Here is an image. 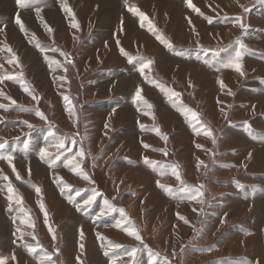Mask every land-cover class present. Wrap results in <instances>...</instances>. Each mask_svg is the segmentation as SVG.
I'll list each match as a JSON object with an SVG mask.
<instances>
[{
	"label": "rangeland",
	"instance_id": "1",
	"mask_svg": "<svg viewBox=\"0 0 264 264\" xmlns=\"http://www.w3.org/2000/svg\"><path fill=\"white\" fill-rule=\"evenodd\" d=\"M192 2L203 15L185 0H127L171 42L170 50L147 30L148 21L141 27L126 0H117L114 7L100 0H67L78 28L63 10L64 0H31L28 8L0 0V48L10 46L19 62L9 64L12 53L0 51V77L13 76L0 82V104L5 106L0 108V143L6 142L0 154L13 157L11 164L0 159V256L15 254L9 264H48L45 254L51 255V264H264V29L256 28L264 20L252 17L260 15L264 0ZM17 14L26 32L15 23ZM117 40L129 55L154 61L145 74L180 93V102L212 130L215 144L203 130L197 134L181 109L136 71ZM53 48L70 53L72 65ZM238 48L243 75L223 67ZM52 58L67 72L50 68ZM25 86L39 99L26 93ZM138 86L152 109L133 102ZM63 95L71 98L75 118ZM37 110L47 119L38 117ZM148 111L155 119L144 115ZM154 127L167 134V141ZM50 128L56 136L68 137L65 146L73 154L83 148L81 166L89 180L65 167L63 156L55 160L63 150L48 136ZM41 148L51 155L41 159ZM144 157L159 164L154 169ZM198 160L203 161L199 167ZM160 165H178L183 182L200 188L203 203L188 199L170 168L161 175ZM157 181L173 191L165 192ZM9 183L15 195L8 192ZM93 189L99 195L84 206ZM105 201L117 211L94 219ZM40 202L48 212L47 225ZM133 225L141 240L125 231ZM24 245L35 247V253ZM133 249L134 255H128Z\"/></svg>",
	"mask_w": 264,
	"mask_h": 264
},
{
	"label": "snow or ice",
	"instance_id": "2",
	"mask_svg": "<svg viewBox=\"0 0 264 264\" xmlns=\"http://www.w3.org/2000/svg\"><path fill=\"white\" fill-rule=\"evenodd\" d=\"M185 3L190 9H192L195 12H197L198 14L203 15V13L200 12V9L197 8V6L192 2V0H185ZM16 4H17L18 7H21V8L32 7L31 0H16ZM126 7H128V11L129 12L133 13L134 15H136V16H138L140 18L141 27L144 26V21H148V30L150 32H153L154 35H156L157 40H159L165 47L169 48L170 50L173 48V45L171 44V42L169 40L165 39L163 35L157 34V30L155 29V25L150 20H148V17L146 16V14L144 12L140 11L138 9V7H136L135 5H132V6L129 7L127 5V0H126ZM34 10H35V12L37 13L38 16H39V14L42 11V9L40 7H38V6L35 7ZM63 10L66 11L69 15L72 16V18H73L72 27L73 28H78L79 25H78V23L75 22V14L73 13L71 7L67 3V0H64ZM248 10H249L248 8L244 7V12H247ZM41 19H42V17H41ZM209 22L211 23V19L209 20ZM15 23L20 26V30L22 32H26V29L24 27V24H23L22 20L20 19L19 14H17V16L15 18ZM45 27L47 28V31L49 33L52 32V29L50 27H48L47 25H45ZM240 27H241V29H246L247 25H245L241 21L240 22ZM0 31H3V28H0ZM32 39L35 40V36L34 35H33ZM236 43L239 44L240 48L244 47V45L242 43H240L239 39L237 40ZM36 46L39 47V44L37 43ZM117 46L120 47L119 40H117ZM0 51H7L9 53H12L11 47L8 46L7 44L3 45V47L0 48ZM42 51H44V50L42 49ZM52 51L53 52H60V50L58 48H53ZM202 51H204L206 54L208 52L207 49H202ZM120 53H121L122 56L127 57L128 62L135 66L136 71H138L141 74V76L144 77L145 80H147L149 83L155 84L158 88H160V90L165 94V96L168 98V100L171 101L178 109H181V114L186 118V121L193 128V130L197 132V134H199V132L201 130H203V134L205 136H207V137H211L213 144H215L216 140H215V137L213 136L212 130L210 128H205L204 127V125L201 123L199 114L195 110L184 106L182 104V102H180L181 94L176 92V91H174L171 88L165 87L164 85H162L159 82L151 79L150 76L145 74V70L146 69H149V71H150V66L154 63L153 60L146 59V58H144L142 56L129 55V53L126 52L123 47H120ZM212 54L213 55H218L217 52H213ZM60 55L66 57L67 65H72L73 60L71 58V54L70 53L60 52ZM240 57H241V52H240V50L238 48L236 50L235 57L233 59L228 60L227 63H224L223 67L235 68L236 71L240 72V74L243 75L244 73L242 71V65L239 63ZM201 58L202 57H200V56L197 57V59H201ZM45 59L49 60L50 58L48 56H45ZM8 63L9 64H11V63H17L18 64L19 63L18 62V57L15 55V53H12L11 59L8 61ZM53 65H55L56 68H63V70L65 72H67V70H68L67 67H65V65L61 64L60 61L55 60L54 58L51 59V63L49 65L50 68ZM0 67H3V65H0ZM21 75H22V73H21ZM5 78L11 80V79H13V76L0 77V82H2L3 79H5ZM59 79L61 81H66L67 77L66 76H61V77H59ZM219 83H220L222 88L226 87L222 80L219 81ZM191 86H192L191 82H189V87H191ZM23 90L26 93H28L29 95H32V93L30 92V90H29V88L27 86H25ZM229 94L231 95V92H229ZM0 95H3V93H0ZM6 98L11 100L12 104L16 103L14 100H12L11 97H6ZM32 98L34 100H38L39 99L35 95H32ZM63 100H64V102L66 104V110H67L68 114L71 117L75 118L77 116V113H76L75 106L73 105L71 98L68 95H63ZM133 102L134 103H143L148 109H152V107H153V105L150 104L143 97L142 89L139 86L137 87L136 92H135V94L133 96ZM4 107L5 106L3 104H0V108H4ZM113 112H115V109L113 110ZM36 115L38 117H40L41 119H44V120L47 119L44 116V114L42 112H40L39 110L36 111ZM144 115L150 116L153 119H155V117H154V115H153V113L151 111L145 112ZM74 122H75V120H74ZM245 123H247V122H245ZM28 127L32 128L33 126L31 124H29ZM108 127H109V125L106 123L105 124V128H108ZM144 127H145L144 125H141L142 129ZM153 130L156 132L157 135H159L161 137L162 140L167 141V139H168L167 134H161L159 127H154ZM48 136L54 137L55 140L57 141V145H56L57 148L63 150V151H58L56 153L55 160H60L61 157L63 156L64 157V165H65V167H68L74 173L83 176V178L85 180H89L90 179L89 176L83 171V168L81 166L82 162H83V160L85 158V152H84L83 148L82 147L79 148L73 154V149L72 148H67L65 146V141L68 139V137L56 136L55 133L51 130V128H50V130L48 132ZM27 143L28 142L25 141V147H27ZM71 143L72 144H76V141L73 139L71 141ZM5 144H6V142L0 143V149H4L5 148ZM143 147L149 148L150 146L148 144H143ZM196 147L197 148H201L203 146L197 144ZM154 150L163 152L165 156L168 155V153L165 152L163 149H154ZM66 153H67V155H65ZM50 155H51V153H49L45 148H41L40 149L41 159H44L45 157H48ZM251 155L252 154L249 153V158H251ZM77 158H79V160ZM0 159L7 160L11 164V161H12L13 157H12L11 154H7V155L0 154ZM143 159H144L145 164L152 165L154 167V169H155V166L157 164H159V162L152 161L148 157H144ZM53 162H55V161H53ZM201 164H203V161H199L198 160V165L197 166L199 167ZM160 167H161V172H160L161 175L164 174V169L165 168H170L171 174L174 175L176 180L179 181L180 184L182 185V187L180 188V191L185 193L188 199H190L192 201H197L199 203H203L202 199H200L202 197V195H203V193L200 191V188L195 187V186L187 185V184H185L183 182L181 174L178 171V167H179L178 165H168V166L160 165ZM13 170L15 171V169H13ZM4 179L7 180L8 177L5 176ZM17 179H19V174H17ZM59 179L62 180V178H59ZM157 186L159 188L163 189L167 193H171L173 191L172 188H170L167 185L161 184L159 181H157ZM64 187H70V186L65 185ZM7 188H8V192L9 193H12L13 195H15V190L13 189L11 183H9L7 185ZM35 191L37 192V194H40L41 189L39 187H36ZM61 191L63 192V188L61 189ZM130 194H134V193H130ZM76 195H80V192L77 191ZM98 195H99V193L96 192L93 189V194L89 195L87 197V199L83 200V205L84 206H91L92 203L96 200ZM9 199L10 200L12 199L11 195L9 196ZM69 199L71 200V197H69ZM16 202L18 204L21 203L22 202V197H18ZM104 205H105V207L101 208V210L97 213V215H96V217H94V219H99L102 216L109 215L113 211H117V209L114 208L108 201H105ZM39 207H40L41 211L44 214V222L47 225L48 224V212H47V210L45 208L44 203L40 202L39 203ZM105 209H107V210H105ZM77 210H80L79 206H77ZM118 211L121 213L122 216L126 217V214H125L123 208L118 209ZM193 211H196V209L194 208ZM177 215H179V214H177ZM179 219L184 220L185 223H188V221H187V219L185 217H179ZM221 222L223 223L224 221L222 220ZM29 226L30 227H34L33 224H30ZM119 226L120 225H117V227H119ZM17 231H19V229H17ZM125 231H127L129 235L135 236V238L137 240H141L142 239L141 236L139 235L138 231L135 229L134 225L131 228L125 226ZM49 232L52 234L53 240H55L56 239V235H55V232H54V230H53V228L51 226H49ZM14 235H15V233H14ZM21 235H23V234H21ZM33 238H35V237H33ZM81 239H83V231L82 230H81ZM14 243H15V241H14ZM24 246L27 247V250H28L29 254L35 253V251H36L35 247H32L30 245H24ZM79 247H80L81 250H83L84 244L81 243L79 245ZM113 247H120V246L119 245H113ZM135 252H136V249H133L131 252L128 253V255H130V256L134 255ZM105 255H108V253L106 252ZM45 256H46V260H47L48 264H51V255L50 254H45ZM77 259H79V257ZM15 260H16L15 254H12L11 257L0 256V264H9L10 261H15ZM40 264H45V260H41ZM256 264H259V261H257Z\"/></svg>",
	"mask_w": 264,
	"mask_h": 264
},
{
	"label": "bare ground",
	"instance_id": "3",
	"mask_svg": "<svg viewBox=\"0 0 264 264\" xmlns=\"http://www.w3.org/2000/svg\"><path fill=\"white\" fill-rule=\"evenodd\" d=\"M87 0H85V2H86ZM43 2V1H42ZM100 2H102L103 4H110L111 6H117L116 5V3H117V0H100ZM80 7V6H79ZM116 8V7H115ZM123 14V13H122ZM244 14V13H243ZM126 17V16H125ZM257 18V17H256ZM147 22V21H146ZM144 25H145V23H144ZM126 27H128V26H126ZM148 30V29H147ZM219 30V29H218ZM13 31V30H12ZM208 31V30H207ZM213 31V30H212ZM206 32V31H205ZM153 33V32H152ZM244 35V34H243ZM144 40V39H143ZM139 45V44H138ZM141 46V45H140ZM146 46H147V44H146ZM214 48V47H213ZM249 50V49H248ZM8 106V105H7ZM67 115V114H66ZM262 128V127H261ZM260 140V139H259ZM261 159V158H260ZM42 166V165H41ZM46 173V172H45ZM262 203V202H261ZM69 228V227H68ZM71 231V230H70ZM100 232V231H99ZM97 235H99V237H100V239H106V236H104L103 234H101V233H98ZM89 238H91V239H93V237H92V235H90V237ZM76 256V255H75ZM102 262V261H101Z\"/></svg>",
	"mask_w": 264,
	"mask_h": 264
},
{
	"label": "crops",
	"instance_id": "4",
	"mask_svg": "<svg viewBox=\"0 0 264 264\" xmlns=\"http://www.w3.org/2000/svg\"><path fill=\"white\" fill-rule=\"evenodd\" d=\"M258 11H260L261 13H260V15L259 16H255V15H253L252 17H261L263 20H264V8L263 7H260V9H258ZM256 27V26H255ZM257 28V30L260 32L261 30H263L264 29V25H261V26H257L256 27ZM9 84H11V83H9ZM12 85V84H11ZM233 87V86H232ZM259 106V105H258ZM257 124H259V122H257ZM264 125V124H263ZM263 125H260V127H262L263 129H264V126ZM181 130V129H180ZM233 132H237V130H233V129H231Z\"/></svg>",
	"mask_w": 264,
	"mask_h": 264
}]
</instances>
